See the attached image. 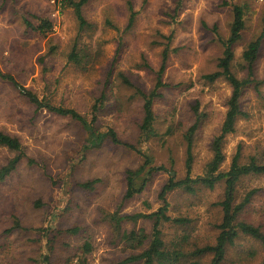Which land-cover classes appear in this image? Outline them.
Masks as SVG:
<instances>
[{
    "label": "rangeland",
    "instance_id": "obj_1",
    "mask_svg": "<svg viewBox=\"0 0 264 264\" xmlns=\"http://www.w3.org/2000/svg\"><path fill=\"white\" fill-rule=\"evenodd\" d=\"M224 1L89 0L82 9L87 25L81 28L74 9L64 6L63 0H0V71L39 100L73 109L86 121L96 116L94 135L68 116L37 108L13 83L0 78V131L21 143V151L0 146V171L20 158L0 180V264H45L49 237L57 232L61 234L54 240L52 264H122L139 252L127 247L111 216L149 214L162 206V187L187 175L185 135L197 118L191 177L203 176L212 158L211 144L232 93L223 78L213 83L204 79L215 71L222 53L219 36L227 39L230 34L232 5L225 6ZM232 4L247 7L233 69L239 78L246 76L242 53L250 41L262 37L254 68L262 84L257 89L250 85L242 94L245 115L225 140L223 172L229 170L239 147L240 163L251 158L264 163V0ZM130 8L136 13L131 25ZM38 19L53 24L46 36L26 25L27 20L36 26ZM166 47V86L159 89L161 96L153 106L156 136L139 144L144 102L136 90L154 89ZM71 54L76 60L69 59ZM108 129L121 141L140 147L158 169L142 193L130 200L124 198L127 172L137 170L144 160L107 138L93 145L92 140ZM96 180L92 190L80 186ZM194 188V194L176 189L167 195L168 215L186 220L161 226L168 250L190 253L216 243L222 220L218 203L224 200L225 183L213 189L201 184ZM252 190L257 193L239 221L264 233V176L243 177L237 184L236 203ZM74 228L78 233H66ZM140 228L150 234L152 222L123 224L126 231ZM86 243L91 250L84 254ZM213 258V254L191 256L182 264H212ZM221 264H264V244L240 235Z\"/></svg>",
    "mask_w": 264,
    "mask_h": 264
},
{
    "label": "trees",
    "instance_id": "obj_2",
    "mask_svg": "<svg viewBox=\"0 0 264 264\" xmlns=\"http://www.w3.org/2000/svg\"><path fill=\"white\" fill-rule=\"evenodd\" d=\"M89 0H63V5L73 8L80 24L83 28L87 25V22L82 14L83 6L88 3ZM235 0H225L223 5H232V21L230 25V34L227 39L219 36V43L222 47V53L217 58V67L215 71L210 72L204 76V79L213 83L215 80L223 78L231 86L232 93L227 102V112L223 121L222 127L219 134L213 139L211 144L212 158L205 166V174L198 178H192V166L194 162L193 157V138L194 133L198 129V123L200 121L197 118L196 122L188 129L185 139L187 141L186 149V172L185 179L181 181H174L170 179L161 189L159 198L162 201V206L155 212L144 214L137 213L133 215H120L118 212L111 216L114 230L120 234L122 240L126 243L128 248L139 250L137 254L132 255L123 261L122 264H130L139 262L140 264H182L189 257H201L206 254H213L214 258L212 264H221L228 252V248L234 246L235 240L240 236H248L252 239L264 244V233L260 228L253 226L252 224L239 221V215L244 208L250 203L252 197L256 195L257 190H252L243 198L239 203H236V188L237 184L243 177L246 176H264V163H258L255 158H251L247 163H240L241 158V147H239L232 159L231 166L227 172L221 170V165L225 160V154L223 151L224 143L228 135L235 133L236 122L239 117H243L245 114L241 110V97L244 90L254 85L257 89L262 82L257 81L255 78V64L258 60L259 53L261 50L262 37L250 41L245 47L242 53V65L245 67L247 74L244 78H239L233 69V62L235 61V47L241 42L243 38V31L246 27V6L232 4ZM148 0H144L147 3ZM131 15L129 25L134 21L136 13L130 8ZM39 20V19H38ZM27 27L40 32L46 36L48 32L52 31L53 24L49 19H40L39 24L36 26L32 25L29 21H25ZM262 25L264 30V12L262 14ZM170 39V38H168ZM169 57V50L166 47L162 54V62L160 69L157 73L156 84L154 89L149 93L142 92L137 89V93L143 99V113L144 117L140 125V139L139 144L150 140L156 136L154 128L155 114L153 110L155 100L161 96L159 89L165 87L166 84L163 82V74L167 67V61ZM71 61L76 60V55L71 54ZM0 78L11 82L17 87L20 92L29 99L30 102L36 105L37 108H45L49 112H52L61 116H68L71 119L79 122L87 130L88 133L96 134L94 123L96 116L91 118V121H86L85 118L73 109L63 108L61 106H53L47 102L39 100L38 97L22 87L11 75L3 74L0 71ZM122 81L125 84L133 87V84L126 78L123 77ZM97 111V106L93 108V113ZM195 114L198 116V106L194 108ZM105 138L109 139L115 145L123 146L130 151L138 153L143 158V164L137 170H129L127 172V191L125 193V200L132 199L135 195L142 193L145 189L149 178L152 174L158 170L152 165L151 157L141 150L140 147L134 144H128L121 141L117 133L114 130L108 129L99 137L92 140L93 145H99ZM0 146L7 147L12 151H21V143L18 138L8 135L0 131ZM20 158H15L9 165L4 167L0 171V180H4L11 171L14 169ZM165 170L164 167L160 168ZM225 183V195L224 200L218 203L222 210V220L217 226L219 229L216 243L201 248H195L194 251L187 253L181 250H168L165 246V242L162 238L161 226L164 223L171 222L173 224H185L184 219H173L168 215L169 204L167 201V195L176 190L183 189L190 194H194V186L201 184L210 189H213L219 182ZM98 181H91L88 183L81 184L80 186L88 190L93 189V185ZM139 219H147L152 222V229L150 234L143 228L138 230L126 231L123 230V224L126 222L136 223ZM16 228H20L17 224ZM68 234L78 233V229L66 230ZM61 232H57L55 235L49 237L48 249L49 252L44 257L45 264H52L51 256L52 250L54 249V240L60 235ZM91 250V245L86 243L83 247V253L87 254ZM70 263V260H69ZM191 264H201L199 262H193Z\"/></svg>",
    "mask_w": 264,
    "mask_h": 264
}]
</instances>
